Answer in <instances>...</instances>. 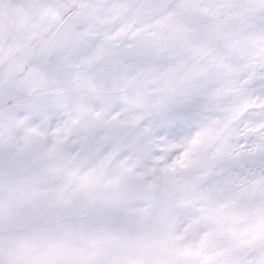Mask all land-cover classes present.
<instances>
[{
    "label": "snow or ice",
    "instance_id": "6c2138e0",
    "mask_svg": "<svg viewBox=\"0 0 264 264\" xmlns=\"http://www.w3.org/2000/svg\"><path fill=\"white\" fill-rule=\"evenodd\" d=\"M0 264H264V0H0Z\"/></svg>",
    "mask_w": 264,
    "mask_h": 264
}]
</instances>
